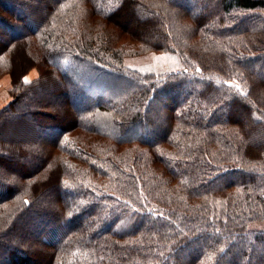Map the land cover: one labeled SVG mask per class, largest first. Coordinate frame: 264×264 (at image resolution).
Wrapping results in <instances>:
<instances>
[{
  "label": "trees",
  "instance_id": "16d2710c",
  "mask_svg": "<svg viewBox=\"0 0 264 264\" xmlns=\"http://www.w3.org/2000/svg\"><path fill=\"white\" fill-rule=\"evenodd\" d=\"M34 3L44 12L31 23ZM132 10L157 32L141 50L177 53L181 68L129 66L133 49L114 40L127 19L139 25ZM0 38V80L13 79L0 133L28 102L58 121L34 123L55 131L33 143L28 172L0 158L12 181L0 193V264L26 250L48 264H264V0H0ZM20 44L33 63L14 79ZM84 69L131 85L122 96L107 83L68 84L58 98L36 90L49 71L83 82ZM4 147L23 153L0 136ZM40 175L63 201H39ZM33 212L46 222L25 236Z\"/></svg>",
  "mask_w": 264,
  "mask_h": 264
},
{
  "label": "rangeland",
  "instance_id": "374dc122",
  "mask_svg": "<svg viewBox=\"0 0 264 264\" xmlns=\"http://www.w3.org/2000/svg\"><path fill=\"white\" fill-rule=\"evenodd\" d=\"M31 10H34L33 14H31ZM43 12H44L43 8L41 9L40 5H37L35 3H34V6L29 7V8L26 7L23 9V14L29 16L28 19H29V22L31 23L33 22L31 21L32 19L35 20L36 17L39 14H43ZM132 16H133L132 18L138 19L139 25L136 24V22H133V20L131 21L127 19L125 24L121 23L122 25H118L121 28V30L119 27L116 28V29L119 28L118 30L121 31V34H119L120 31L118 32L120 40H117V39L114 40V43H117L118 46H121V47L126 46L127 49H133V51H127L128 53L132 54V55H127V62L129 66H132L134 69L139 70V72L143 73L144 75L161 74V73L169 72L170 70L181 68L183 63H181L180 57L177 55V53L176 54L172 52L156 53V52L146 50V49L141 50V48L144 47L143 42L149 43L148 42L149 39H147V35L152 34L154 36V34H156L157 32L153 30V27H155V25L151 26L150 23H147L148 21L143 22V20L140 19V16L137 15L134 12V10H132ZM214 16H216L215 13H214ZM214 16L212 14L211 16L212 19ZM142 25L145 28L144 30H140L137 27V26H142ZM110 29L112 28L109 27L108 30ZM122 34H123V37L121 38ZM1 39L2 38H0V42H1ZM23 44H20L16 47L14 57L12 58V66L14 69V79L20 78L21 73L24 70V68L26 66L29 67L33 63L32 58H30V56L28 55ZM136 49H138L139 51H136ZM157 58H160V59H157ZM141 69H143V71H141ZM87 71H88L87 69H84L83 71L86 75V77L83 79V82H78L74 80L65 82L66 80L64 78L61 80V78L57 76V74L55 73L53 74L52 72L49 71L48 73L51 79L46 81L43 87L41 88L39 87L36 90L42 91L44 94L46 93L51 94V96H53L54 98H58L64 92L66 85L68 84L69 86H71V89H73L72 86L75 87L77 84L79 87H81L82 85H85V84L88 86V85H94L98 83L104 85L107 83L112 87V88L110 87V89H112L111 91H113V89H116L117 93H120L119 95L122 96L125 92L128 91V88L131 85V83L126 79V77H122V78H119L118 81H114L116 79V76L114 75L104 76L103 74H101V77H96V72H94L93 70L91 71L89 70L88 72ZM80 72L81 71L79 70V74H81ZM27 74H26L27 76L25 75L24 78H26L27 81H31L37 78L39 73L36 68H32ZM12 80L13 79L10 75H5L0 80V110L3 107H5L8 103H10V101L13 99V96L10 92V89L12 87ZM81 89L82 90L78 89L77 91L78 94H81L85 98V100H87V94L83 92L85 91V89L83 88ZM74 92H76L75 89H74ZM111 96L113 95L111 94ZM66 101L68 100L66 99ZM66 101H64L62 98L61 103L59 102L57 103H59L60 105H64ZM17 107L18 109L11 114V118L13 119V122L17 123L16 124L17 126L19 122L27 121L29 123L25 125L24 127L14 126L15 124H13L11 127L7 126L5 127V130L3 131V133H0V136H3L5 140L15 141V143H17L21 147V150L23 151V153H18L15 150L7 151L6 148L4 147L0 149V158L2 160H8L7 158H10L12 162V166H13L12 168L14 170L18 169L17 168L18 166L16 165V163L22 164L27 161L28 163L26 165V168L23 169V171L26 173L29 171L32 165L37 163V160L35 159V155L31 153L32 147H34L35 145L33 143L37 142L39 136H41V138L44 139V140L41 139L43 141H45L46 137L50 139L49 136H52L55 131V128L53 127L44 128L43 130L39 128L35 129L33 127L34 123L36 124L37 121L38 122L44 121L47 123L50 122V124L52 123L55 124L58 121L56 122L54 119L52 118L50 119L49 117L47 118L44 114L40 115L38 113V114L31 115V112L34 111V109H36L37 107L35 104H32L30 102H28L27 104H19ZM65 119H66L65 117L64 118L62 117L63 122ZM41 143L43 142L41 141ZM23 155H26V157H23ZM56 174L57 172L53 174L54 176L50 178L54 182L55 181L57 182L58 180V176ZM40 176L42 177V175ZM47 180H44L42 177V180L38 182L42 184L43 182H46ZM11 185H12V181L4 177L0 173V193H3L6 190V187L11 186ZM43 185H44L43 187H40V188L38 187L39 189L36 190L35 192L40 202L44 200H52V199L58 200L59 202L63 201L64 197L62 196V194L60 195H58L57 193L55 194L56 189L51 188V191H50L51 193L49 194L47 192L49 190V187H47L48 183H43ZM52 193H54V195H52ZM0 219L2 220L1 222H4L5 220H7V218H1V216H0ZM29 220H30V224H28L27 226L28 228L30 227V229L26 233L24 231L25 236L31 232L33 233L39 232L40 228L44 227L43 225L46 222V218L42 215L37 217L36 212H33L31 218L29 217ZM63 229L64 227H61V226L56 229H53V231L47 234L46 237L51 238V236L53 235L52 233L54 232V235L52 236L54 240L59 239L63 235V232H64ZM7 239H8V242L11 243L10 244V247H11V246L18 244V241L21 240L22 238H18L17 239L18 241H16V239L12 237H8ZM46 250L47 249H42L41 255H45ZM27 252L28 250L24 251V253H21V252H20L21 254L19 253L22 256V258L20 259L21 264H48V262H50L51 260V259L47 260L45 258V259H42L41 261H37L36 259L34 260L31 255L26 254ZM23 255H28V256L24 257Z\"/></svg>",
  "mask_w": 264,
  "mask_h": 264
},
{
  "label": "snow or ice",
  "instance_id": "6c2138e0",
  "mask_svg": "<svg viewBox=\"0 0 264 264\" xmlns=\"http://www.w3.org/2000/svg\"><path fill=\"white\" fill-rule=\"evenodd\" d=\"M157 59H160V58H157ZM141 71H143V69H141ZM25 82H28L26 78H25Z\"/></svg>",
  "mask_w": 264,
  "mask_h": 264
},
{
  "label": "crops",
  "instance_id": "0c3cea01",
  "mask_svg": "<svg viewBox=\"0 0 264 264\" xmlns=\"http://www.w3.org/2000/svg\"><path fill=\"white\" fill-rule=\"evenodd\" d=\"M27 75H28V74H27ZM27 75H26V76H27Z\"/></svg>",
  "mask_w": 264,
  "mask_h": 264
}]
</instances>
